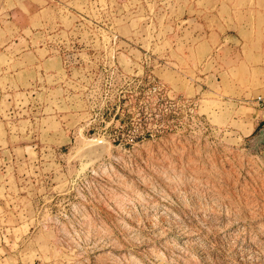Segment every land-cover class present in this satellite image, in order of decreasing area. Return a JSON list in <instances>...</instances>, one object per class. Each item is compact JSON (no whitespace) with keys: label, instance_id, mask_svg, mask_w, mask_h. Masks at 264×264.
<instances>
[{"label":"rangeland","instance_id":"rangeland-1","mask_svg":"<svg viewBox=\"0 0 264 264\" xmlns=\"http://www.w3.org/2000/svg\"><path fill=\"white\" fill-rule=\"evenodd\" d=\"M54 2L53 26L85 46L62 70L75 77L52 84L38 79L51 66L16 60L0 99L7 135L36 159L19 170L42 225L23 263L264 264V133H251L264 96L242 70L227 77L235 57L217 48L252 0ZM55 105L47 127L69 131L42 129Z\"/></svg>","mask_w":264,"mask_h":264},{"label":"crops","instance_id":"crops-1","mask_svg":"<svg viewBox=\"0 0 264 264\" xmlns=\"http://www.w3.org/2000/svg\"><path fill=\"white\" fill-rule=\"evenodd\" d=\"M254 3L258 6L253 5ZM252 6L250 17L238 23L235 21V15L230 17L229 14L228 21L233 24L238 37L234 39L224 37L223 43L217 48L220 50L227 44V48L222 51H227L230 56L235 57V59L231 57L227 60L228 68L225 72L227 77L233 76L235 70H242L243 83L249 85L247 94L257 92L262 97L264 96V0H252ZM54 12V0H0V99L7 100L9 95L7 94V68L11 66L10 62L16 60L21 62L20 67L37 68L39 74L47 66H51L49 68L51 72L38 79L42 80L50 75L52 84H60L64 78L72 81L75 77H64L62 70L65 67L73 69L78 67L80 60L78 52H83L85 46L81 49L76 48L74 43H69V32L66 33L59 27L53 26V22L58 20ZM197 18L198 15L191 19L196 22ZM188 19L190 18L184 21L189 23ZM196 25L198 26L197 22ZM64 37L66 41L61 39ZM232 50L234 55L230 54ZM65 53L67 56L63 55ZM240 53H243V58ZM83 65L85 66L86 63ZM231 83L235 82L232 80ZM68 97L69 95L66 98ZM54 107L48 111V115L41 118L43 130L49 129L46 122L52 121L59 115L58 105ZM251 113L252 116L255 115L252 118V133L256 127L264 128V109L259 115L254 111ZM0 117H2L0 128H3L5 132L4 140H0V264H25L23 263L27 255L25 245L33 243L35 238L42 235V225L38 221L26 219L23 204L24 196L27 195L23 193L26 176L22 175L20 169L35 167L36 159L30 157L33 149L29 148L30 145L13 142L11 135H7L9 125L5 109ZM53 126L56 129L49 130L60 129L66 132L71 129V125L67 123L63 125L64 127ZM48 147L50 145L44 143L42 148ZM51 164L54 165V162Z\"/></svg>","mask_w":264,"mask_h":264},{"label":"built area","instance_id":"built-area-1","mask_svg":"<svg viewBox=\"0 0 264 264\" xmlns=\"http://www.w3.org/2000/svg\"><path fill=\"white\" fill-rule=\"evenodd\" d=\"M257 101H263V98L261 96H257L256 97ZM137 130L133 129L131 130L130 134H128V139L130 142H133L136 138H137Z\"/></svg>","mask_w":264,"mask_h":264},{"label":"water","instance_id":"water-1","mask_svg":"<svg viewBox=\"0 0 264 264\" xmlns=\"http://www.w3.org/2000/svg\"><path fill=\"white\" fill-rule=\"evenodd\" d=\"M260 132L264 133V128H262ZM97 145L98 146H103V143L100 142V144L98 143Z\"/></svg>","mask_w":264,"mask_h":264}]
</instances>
